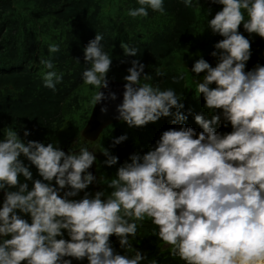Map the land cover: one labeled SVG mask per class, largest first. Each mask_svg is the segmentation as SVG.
Instances as JSON below:
<instances>
[{
	"label": "clouds",
	"instance_id": "9594fccd",
	"mask_svg": "<svg viewBox=\"0 0 264 264\" xmlns=\"http://www.w3.org/2000/svg\"><path fill=\"white\" fill-rule=\"evenodd\" d=\"M182 2L186 8L192 6V0ZM137 3L139 7L128 12L132 18L147 17L149 9L164 11L163 0ZM211 3L222 6L207 26L223 38L210 53L217 63L213 67L201 57L191 68L193 80L205 73L197 91L211 119L195 116L202 129L199 133L184 126L182 96L171 87L141 86V79L150 81L152 75L132 60L123 77L116 119L140 128L172 116L171 123L181 127L164 131L145 154H131L108 182L112 191L107 195L85 191L96 180L88 171L96 157L87 147L65 153L53 143L25 142L16 131H8L0 141V191L4 193L0 264H72L73 259H86L88 264H158L157 258L150 259L132 244L137 221L145 217L156 226L151 235L170 246L169 254L185 264H264V66L256 64L245 71L251 42L238 31L243 24L248 34L264 39V0ZM102 40L96 34L84 48L83 59L90 66L82 72V80L108 89L112 59ZM120 47L125 56L137 55V48L126 43ZM48 51L57 53L59 46L51 44ZM41 64L50 70L43 76V87L55 91L62 74L52 70L51 58ZM183 79L175 76L172 83ZM116 99L114 92L98 91L91 103L102 104L100 112L106 114L107 102ZM221 121L224 127L231 126V132L216 130ZM29 135L28 130L23 132L24 137ZM126 139L122 135L113 144ZM102 154L106 166L118 163L107 149ZM21 156L42 179L33 180ZM27 181H32L31 190ZM81 192V199H72ZM111 236L125 254L113 248Z\"/></svg>",
	"mask_w": 264,
	"mask_h": 264
},
{
	"label": "trees",
	"instance_id": "16d2710c",
	"mask_svg": "<svg viewBox=\"0 0 264 264\" xmlns=\"http://www.w3.org/2000/svg\"><path fill=\"white\" fill-rule=\"evenodd\" d=\"M163 6V12L149 9L147 17L132 18L128 12L139 7L137 0H0V141L13 130L25 142L53 143L65 153L92 147L80 138V132L93 106L92 94L95 95L98 89L88 85L89 93L85 94L82 72L90 66L84 62L83 50L96 34L103 36V50L112 59L108 80L124 83L123 77L128 74L131 61L138 60L145 66L144 72L152 75L150 81L141 79L140 85H158L161 90L173 88L182 96L184 107L181 112L187 117L184 126L201 132L195 116L199 114L211 119L204 108L203 97L197 91V84L202 82L205 73L193 80L191 68L201 57L215 67L217 60L210 53L223 38L213 35L207 26L222 6L211 0H192V6L188 8L182 0H163ZM160 20L165 21L162 30L147 39L148 29ZM61 31H64L62 35L54 36L53 33ZM238 31L251 42V57L245 71L256 64L264 66V39L248 34L243 24ZM48 34L50 36L45 39ZM117 41L137 48V55L125 56ZM51 44L59 46L57 53H49ZM49 58L55 66L52 70L57 75L62 74V81L55 91L43 87V76L50 70L41 64V60ZM178 75H183L184 79L172 83V78ZM165 118L149 123L146 141L132 137L126 124H113L104 129L101 138L95 142L100 155L92 167L94 175L112 174L131 154L143 155L154 148L164 131L181 127L171 123L174 117H167L169 121ZM25 130L30 132L28 137L23 136ZM216 130L221 134L228 133L231 126L224 127L221 121ZM122 135L127 139L114 145L113 141ZM103 149L118 157L116 165L108 167L104 164ZM20 159L30 166L33 180L42 179L34 166L23 156ZM27 183L31 190L32 181ZM88 190L94 194L97 189ZM137 224V236L132 241L136 250L150 259L157 258L158 264H185L167 250H160L164 244L151 235L156 226L150 218L145 217ZM64 239H68L66 233ZM110 242L118 253L125 254L115 236L110 237ZM72 264L88 262L73 259Z\"/></svg>",
	"mask_w": 264,
	"mask_h": 264
},
{
	"label": "water",
	"instance_id": "95a60500",
	"mask_svg": "<svg viewBox=\"0 0 264 264\" xmlns=\"http://www.w3.org/2000/svg\"><path fill=\"white\" fill-rule=\"evenodd\" d=\"M124 83H119L115 81H109L108 89H99L98 91H103L107 93L108 91L114 92L117 96L115 101L107 102L108 112L106 114H101L100 107L102 104L93 105L90 112L89 118L80 132V137L82 140L90 143H94L98 140L102 131L113 124H117L120 121L116 119L117 113L115 108L122 102L123 99V88Z\"/></svg>",
	"mask_w": 264,
	"mask_h": 264
},
{
	"label": "rangeland",
	"instance_id": "374dc122",
	"mask_svg": "<svg viewBox=\"0 0 264 264\" xmlns=\"http://www.w3.org/2000/svg\"><path fill=\"white\" fill-rule=\"evenodd\" d=\"M108 9V8H107ZM164 25H165V21L164 20H160V21H158V22H156L153 26H151L149 29H148V33H147V35H146V37H147V39L149 38V36L151 35V34H153V33H157V32H160L161 30H162V28L164 27ZM64 33V31H61V32H55V33H53L54 34V36H59V35H62ZM48 36H50V34H48V35H45L44 36V38L46 39ZM120 44H121V42L120 41H117V45L118 46H120ZM90 86V85H89ZM92 86V85H91ZM84 92H85V94L87 95L88 93H89V90H88V85L86 84L85 86H84ZM93 96H94V93L92 94ZM165 119H167V117L165 118ZM167 121H169L168 119H167ZM87 122V121H86ZM170 123V122H169ZM86 124V123H85ZM122 124H125V123H123L122 122ZM168 125H170V124H168ZM126 127L128 128V130H129V132L131 133V136L132 137H139V139H141V140H148V138H149V134H148V129H150L149 127H150V125L148 124V125H146V126H143V127H140V128H135V127H132V128H130V127H128L127 125H126ZM106 129V128H105ZM104 131V130H103ZM102 131V132H103ZM102 134V133H101ZM101 138V135L99 136V138L98 139H100ZM89 145H92V147L90 148V149H88L90 152H93L94 153V155H95V157H96V159L99 157V155H100V152L98 151V149H97V147L95 146V143H89ZM94 164H95V162H94ZM93 165L88 169V171L89 172H91L93 175H94V172L92 171L93 170ZM115 175H116V171L114 170V172L112 173V174H106V173H102V174H100V175H94L95 177H96V180L94 181V183H95V185H94V183L92 184V185H90L89 186V188H91V190L93 191L94 189H97V190H94V191H105L106 189H109V188H107V184H108V182L112 179V178H115ZM20 182L21 183H24L25 181H24V178L21 176L20 177ZM94 185V186H93ZM88 188V189H89ZM103 188H105L104 190H103ZM87 189V191L88 192H90L89 190ZM12 191H15V190H17V189H15V188H13V189H11ZM112 191V189H110V191H105V193H106V195H107V193H109V192H111ZM61 195H63V193H61ZM83 195H84V193H83ZM1 197H3L4 198V193H3V191H0V199H1ZM73 199V198H72ZM2 204H3V200H0V206H2ZM19 214V213H18ZM23 218L24 219H26V220H28L29 221V223L31 222L30 221V217L29 216H23ZM66 233V232H65ZM67 234V233H66ZM8 238H10V237H8ZM58 239H59V237H58ZM164 248H166V249H168L169 247H167V246H165ZM160 249H162V247L160 248Z\"/></svg>",
	"mask_w": 264,
	"mask_h": 264
}]
</instances>
